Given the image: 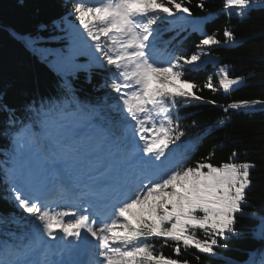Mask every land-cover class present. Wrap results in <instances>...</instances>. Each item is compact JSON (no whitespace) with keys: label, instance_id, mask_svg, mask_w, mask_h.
Here are the masks:
<instances>
[{"label":"snow or ice","instance_id":"snow-or-ice-1","mask_svg":"<svg viewBox=\"0 0 264 264\" xmlns=\"http://www.w3.org/2000/svg\"><path fill=\"white\" fill-rule=\"evenodd\" d=\"M190 3L76 0L78 26L69 23V34L87 38L88 61L58 55L54 66L63 83L51 95L14 105L0 92L14 145L5 168L7 198L31 218L15 221L20 235L2 234L0 264H189L179 258L182 249L215 255L220 238L235 233L255 164L240 161L236 152L218 165L211 154L190 164L189 149L177 143L185 132L173 117L178 97L202 99L186 71L221 41L205 35L197 52L168 53L167 60L157 47L161 33L154 26L180 24L184 14L192 15ZM197 7L203 9L204 0ZM255 7L264 8V0H224L229 16L245 17ZM223 35L235 40L227 28ZM27 44L35 48L36 41ZM97 69L107 72L101 87L116 94L112 104L85 101L72 85L77 72L88 73L90 83ZM242 79L230 78L225 67L219 84L228 92ZM204 87L216 91L211 80ZM257 104L264 100L228 108ZM61 205L66 210H58ZM152 241L171 246L175 258Z\"/></svg>","mask_w":264,"mask_h":264},{"label":"trees","instance_id":"trees-1","mask_svg":"<svg viewBox=\"0 0 264 264\" xmlns=\"http://www.w3.org/2000/svg\"><path fill=\"white\" fill-rule=\"evenodd\" d=\"M75 2L0 0V92L6 91L9 103L20 105L34 95L58 92L63 83L54 66L58 55H71L78 64L88 61L91 49L85 43L87 38L81 40L69 34L72 31L69 23L78 26L72 14ZM199 3L200 0H191L186 6L190 7L193 17L202 18L203 35L192 29L189 19L175 26L167 22L154 26L161 33L157 47L165 60L170 59L168 53L178 57L197 52L205 35H215L221 41L205 48L206 54L216 57L214 64L203 62L186 71V78L197 85L193 93L202 99L177 98L173 117L185 132L177 143L189 149V163L193 165L210 154L211 162L218 165L236 152L240 161L252 162L255 168L250 173L247 205L242 214H237L235 233L220 238L215 255L188 248L182 249L179 258L188 260L189 264H261L264 259L261 221L264 217V105L239 109L228 105L241 100H264V8L255 7L241 17L227 15L224 0H204L203 9L197 7ZM226 28L234 33V41L224 37ZM30 40L36 41L35 48L28 46ZM225 67L230 78H243L228 92L215 81V71ZM106 76L105 70H94L89 83L88 73L80 71L71 78L72 85L85 101L112 104L116 94L110 88L101 87ZM209 80L216 91L204 87ZM0 117L4 120L0 124V240H3L4 232L17 236L22 233L23 228L15 222L20 216L31 218L7 198L11 194L5 181V168L11 167L14 145L12 131L9 129L6 133L4 115L0 113ZM199 235L202 237L203 233ZM152 242L158 252L175 258L171 246L161 248L162 241Z\"/></svg>","mask_w":264,"mask_h":264},{"label":"rangeland","instance_id":"rangeland-1","mask_svg":"<svg viewBox=\"0 0 264 264\" xmlns=\"http://www.w3.org/2000/svg\"><path fill=\"white\" fill-rule=\"evenodd\" d=\"M184 16H187L186 14H184ZM195 22H194V26L195 27H198V25H199V23H198V20H194ZM206 53V52H205ZM210 57H212L211 55H209V54H205V55H202V57H201V61H198L197 63H198V65H201L204 61H207V60H209L210 61ZM220 75H221V71L219 70V69H217L216 71H215V78H216V82H217V84H218V86L219 87H221L220 86V84H219V79H220ZM236 85H234L233 87H235ZM232 87V88H233ZM222 88V87H221ZM223 89V88H222ZM134 123V122H133ZM137 139H138V137H137ZM55 207V206H54ZM58 210H66L65 209V207L63 208V207H60Z\"/></svg>","mask_w":264,"mask_h":264},{"label":"bare ground","instance_id":"bare-ground-1","mask_svg":"<svg viewBox=\"0 0 264 264\" xmlns=\"http://www.w3.org/2000/svg\"><path fill=\"white\" fill-rule=\"evenodd\" d=\"M3 121H4L3 118L0 117V124H2ZM61 207H63V205H61ZM63 208H64V207H63Z\"/></svg>","mask_w":264,"mask_h":264}]
</instances>
